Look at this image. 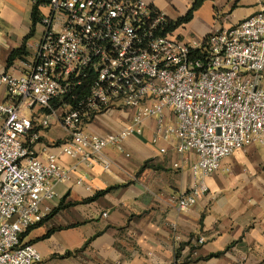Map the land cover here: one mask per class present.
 Returning <instances> with one entry per match:
<instances>
[{
  "label": "built area",
  "instance_id": "built-area-1",
  "mask_svg": "<svg viewBox=\"0 0 264 264\" xmlns=\"http://www.w3.org/2000/svg\"><path fill=\"white\" fill-rule=\"evenodd\" d=\"M48 5L26 69L0 73V264L42 261L23 234L51 213L42 204L55 197L53 183L73 172L34 148L55 124L68 133L64 153L110 170L106 149L121 148L133 127L100 135L88 128L93 119L120 108L135 111L136 124L155 118V143L174 139L179 153L197 157L196 183L177 200L182 213L208 193L205 178L226 159L263 142L264 11L187 40L169 32L170 19L147 0Z\"/></svg>",
  "mask_w": 264,
  "mask_h": 264
},
{
  "label": "crops",
  "instance_id": "crops-1",
  "mask_svg": "<svg viewBox=\"0 0 264 264\" xmlns=\"http://www.w3.org/2000/svg\"><path fill=\"white\" fill-rule=\"evenodd\" d=\"M147 1L173 21L196 2ZM35 3L0 0V73L20 75L32 57L31 46L42 39V17L50 8L39 7L41 21L35 24ZM262 11L264 0H204L175 33L203 39ZM24 46L26 54L10 63ZM134 114L111 109L88 127L100 135L133 127L121 148L106 149L110 170L64 153L68 133L62 125L41 133L37 154L45 158L52 152L73 172L68 181L53 183L55 197L42 204L51 213L23 237L42 254L35 264H264V134L263 142L236 151L207 176L208 193L193 211L182 213L177 200L196 183L197 157L179 153L174 139L155 143L156 119L136 124Z\"/></svg>",
  "mask_w": 264,
  "mask_h": 264
},
{
  "label": "trees",
  "instance_id": "trees-1",
  "mask_svg": "<svg viewBox=\"0 0 264 264\" xmlns=\"http://www.w3.org/2000/svg\"><path fill=\"white\" fill-rule=\"evenodd\" d=\"M50 0H36L35 3V8H34V13H33V19H34V23H38L41 21V15H40V10L39 7L42 4L45 3H49ZM204 0H196L195 4L193 5V7L190 9V11L188 12V14L185 17H182L176 21L173 20H169V27L167 28L169 32H174L175 30L183 23L189 21L192 17H193V13L194 11L203 3ZM26 54V50H25V46L14 51L11 58H10V63H12V61L14 60L15 57H23ZM90 93V86L87 85L86 87L84 86L83 88H81L80 90L76 91V94L78 95V98H83L85 97L87 94ZM69 100V99H68ZM69 102H73L72 100H69ZM32 228V227H31ZM30 228V229H31ZM28 229V231L30 230ZM28 231H26L23 234V237L28 233Z\"/></svg>",
  "mask_w": 264,
  "mask_h": 264
},
{
  "label": "rangeland",
  "instance_id": "rangeland-1",
  "mask_svg": "<svg viewBox=\"0 0 264 264\" xmlns=\"http://www.w3.org/2000/svg\"><path fill=\"white\" fill-rule=\"evenodd\" d=\"M197 38V37H196Z\"/></svg>",
  "mask_w": 264,
  "mask_h": 264
}]
</instances>
